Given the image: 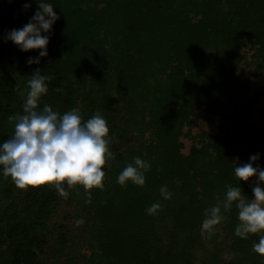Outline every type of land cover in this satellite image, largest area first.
<instances>
[{
	"label": "trees",
	"instance_id": "1",
	"mask_svg": "<svg viewBox=\"0 0 264 264\" xmlns=\"http://www.w3.org/2000/svg\"><path fill=\"white\" fill-rule=\"evenodd\" d=\"M27 2L24 9L25 0H0V142L12 136L15 120L9 117L22 114L34 69L49 78L38 107L47 103L62 113L76 106L74 88L85 89L93 112L107 118L108 147L118 159L110 174L116 178L133 156L150 164L142 187L108 182L111 187L98 194L105 203L90 191L99 252L87 264H193L191 247L204 209L223 198L226 185L239 184L250 198L258 183L255 177L239 181L234 167L259 153L252 163L264 168V129L246 122L264 85L250 89L248 78L235 74L245 45L255 49L254 61L246 64L249 74L259 78L264 72V0H46L58 19L39 64L26 63L39 50L24 52L6 40L7 31L22 27L36 11L35 0ZM117 100L125 104L124 117ZM88 112L82 120L92 116ZM191 116L210 127L219 116L224 135H209L204 143L199 134L200 147L182 155L179 136L196 137L181 131ZM134 131L140 137L148 132V143L139 139L120 155L118 146ZM161 185L171 193L166 200ZM53 188L28 187L15 198L9 188L0 189V228L3 222L8 228L0 230V264H38L34 249L45 242L59 201ZM156 201V214H146ZM222 214L232 237V256L222 264H264L252 249L259 234H234L235 206ZM181 240L187 244L179 245Z\"/></svg>",
	"mask_w": 264,
	"mask_h": 264
},
{
	"label": "clouds",
	"instance_id": "2",
	"mask_svg": "<svg viewBox=\"0 0 264 264\" xmlns=\"http://www.w3.org/2000/svg\"><path fill=\"white\" fill-rule=\"evenodd\" d=\"M35 2L37 9L28 22L6 33V40L21 51L39 50L37 56L28 57V64H39L40 58L48 55V33L58 19L51 3L46 0ZM29 7L30 3L25 0L22 8ZM48 79L39 68L28 76L23 112L9 117L15 120L14 131L10 138L0 142V174L9 177L19 189L48 185L66 196L64 185L69 188L79 185L90 195V189L103 188L105 174L102 165L106 158H114V153L108 147L112 137L108 134L107 123L99 113L82 120L76 107L62 113L47 103L38 107L48 92ZM54 91L61 92L62 89L56 88ZM258 158L259 153L250 155L249 162L237 164L233 169L239 181H248L252 177L258 181L251 188V197L242 193L239 184L226 185L223 198L204 209L202 227L213 231L212 226L224 218L222 210L228 211L235 206L238 222L234 234L244 239L249 234H259V240L253 242L252 249L264 257V188L259 183L264 182V168L258 165L254 167L252 163ZM149 168L147 160L133 156L117 174L116 182L121 186L131 182L142 187ZM159 193L165 200L171 195L166 185L160 186ZM160 207L156 201L148 205L145 212L154 215Z\"/></svg>",
	"mask_w": 264,
	"mask_h": 264
},
{
	"label": "rangeland",
	"instance_id": "3",
	"mask_svg": "<svg viewBox=\"0 0 264 264\" xmlns=\"http://www.w3.org/2000/svg\"><path fill=\"white\" fill-rule=\"evenodd\" d=\"M254 50L255 49L250 45H245L241 48L240 53L243 56V59L238 64L235 74L246 76L249 80L250 89L255 90L264 85V72H262V75L259 78H254L249 74L252 67H248L246 64L254 61V59L251 61V56L254 54ZM74 89L76 91L72 98V103L79 109L80 114H88L89 109L91 110L92 115L100 111L96 110L97 112H93V109L90 106V101L87 99L89 97L85 92V89ZM116 105L120 107L118 116L122 115V117H124L126 111L122 110V107H124L125 104L120 100H117ZM190 118L191 124L183 126L181 131L184 134L188 130L190 136L196 137L193 140L185 135L179 136V142L182 145L179 152L182 155H188L191 146L200 147L199 140L202 137L197 136L199 134L204 135V139H202L204 143L208 142L207 136L209 135L211 137L217 133L224 135V133L219 130V116L213 118L212 127H210V125L201 117L191 116ZM104 119L107 121V118ZM246 122L251 126L264 129V92L253 104V109L248 114ZM131 134L132 138L130 137L125 143L118 146V153L120 155L121 153L125 155L127 148L135 149L136 145H138L139 139L146 144L150 138L148 132H144L141 137L136 131L131 132ZM117 160L118 159L115 156L111 159L106 158L105 164L102 165V170L105 174L102 181L103 188H92L89 190V192L91 190L95 191L96 197L98 194L105 191L106 187H111L112 184H109L108 182L116 181L115 176L110 173L114 172L112 169L116 166ZM3 187L10 189L11 197L13 196V198H15V195H18V191L22 190L17 188L11 179L6 176L0 178V189ZM64 187L67 193L66 196L61 195L55 188H53L59 196V201L55 211L47 221L45 242L39 246H35V259L38 264H87L88 260L92 259L94 261L97 258L99 249L96 244L97 233L94 229L97 227V222L91 218L93 217V206L90 207L91 199L94 198L95 195L93 196V193H90V195L86 194L83 187L79 185L71 188L64 185ZM2 198L3 200L5 199V197ZM98 199L101 200L100 195L98 196ZM101 202L105 203L103 200H101ZM78 220L82 222L77 223ZM204 220L205 218L202 221ZM2 224L3 227L0 228L1 232L8 229L6 228L5 222ZM212 227L214 230L209 232L202 227V222L199 224L198 238L191 247L193 264H222L224 261L231 258L232 255L229 248V242H231L232 237L225 231L224 219ZM166 232L167 234L164 233L163 238L165 241H168L169 231ZM186 244L187 242L185 240L179 242V245L181 246Z\"/></svg>",
	"mask_w": 264,
	"mask_h": 264
}]
</instances>
